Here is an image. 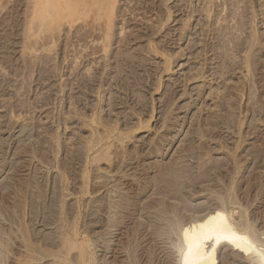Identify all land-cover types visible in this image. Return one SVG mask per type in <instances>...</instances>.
<instances>
[{"label":"rangeland","instance_id":"1","mask_svg":"<svg viewBox=\"0 0 264 264\" xmlns=\"http://www.w3.org/2000/svg\"><path fill=\"white\" fill-rule=\"evenodd\" d=\"M117 1L0 3V264H264V0Z\"/></svg>","mask_w":264,"mask_h":264},{"label":"bare ground","instance_id":"2","mask_svg":"<svg viewBox=\"0 0 264 264\" xmlns=\"http://www.w3.org/2000/svg\"><path fill=\"white\" fill-rule=\"evenodd\" d=\"M1 1L2 0H0V3ZM116 2L118 1L117 0H31L30 2L32 4V5L30 4L31 14L25 25V32L27 34L26 37L28 38V40L29 39L30 40L28 41V44H26V46L30 48H35L37 44L48 41L49 39L51 40V38L53 37L52 36L53 32L57 28H60L62 25H64L62 24L63 20H65V22L67 21L70 24V26H72L74 21H72L71 18L73 16L79 15V18L83 19V23H82L83 25L87 23L88 17L92 19L94 23L91 26V28L93 30L102 31L101 37L105 42V47H108V43L111 42V38H112L111 37L112 27H113L112 25L117 17L116 13L118 9L116 6L117 5ZM84 28L85 27H81L80 30H85ZM88 32H89L88 30H85L84 32L82 31L81 33H84V35L87 37L86 34ZM93 52L95 53L96 50H94Z\"/></svg>","mask_w":264,"mask_h":264},{"label":"snow or ice","instance_id":"3","mask_svg":"<svg viewBox=\"0 0 264 264\" xmlns=\"http://www.w3.org/2000/svg\"><path fill=\"white\" fill-rule=\"evenodd\" d=\"M186 239H187V237H186ZM191 250V248H189V251Z\"/></svg>","mask_w":264,"mask_h":264}]
</instances>
